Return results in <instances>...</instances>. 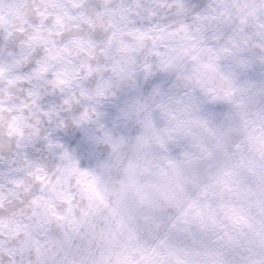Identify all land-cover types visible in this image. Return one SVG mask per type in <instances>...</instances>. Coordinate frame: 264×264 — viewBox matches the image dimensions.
<instances>
[{
	"label": "clouds",
	"instance_id": "clouds-1",
	"mask_svg": "<svg viewBox=\"0 0 264 264\" xmlns=\"http://www.w3.org/2000/svg\"><path fill=\"white\" fill-rule=\"evenodd\" d=\"M0 264H264V0H0Z\"/></svg>",
	"mask_w": 264,
	"mask_h": 264
}]
</instances>
